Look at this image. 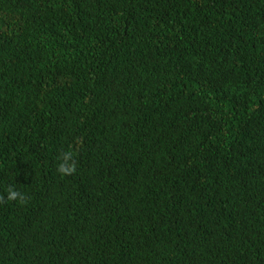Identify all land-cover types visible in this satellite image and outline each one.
I'll return each mask as SVG.
<instances>
[{
  "label": "trees",
  "instance_id": "1",
  "mask_svg": "<svg viewBox=\"0 0 264 264\" xmlns=\"http://www.w3.org/2000/svg\"><path fill=\"white\" fill-rule=\"evenodd\" d=\"M0 264H264V0H0Z\"/></svg>",
  "mask_w": 264,
  "mask_h": 264
},
{
  "label": "clouds",
  "instance_id": "2",
  "mask_svg": "<svg viewBox=\"0 0 264 264\" xmlns=\"http://www.w3.org/2000/svg\"><path fill=\"white\" fill-rule=\"evenodd\" d=\"M62 172L63 171H66L62 166H61V169H60ZM17 197V193L16 192H11L9 194V199H15Z\"/></svg>",
  "mask_w": 264,
  "mask_h": 264
}]
</instances>
